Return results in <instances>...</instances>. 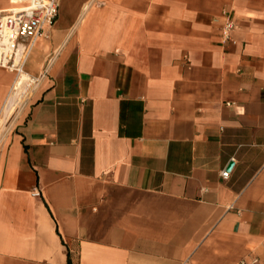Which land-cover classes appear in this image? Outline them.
<instances>
[{
	"label": "crops",
	"instance_id": "obj_1",
	"mask_svg": "<svg viewBox=\"0 0 264 264\" xmlns=\"http://www.w3.org/2000/svg\"><path fill=\"white\" fill-rule=\"evenodd\" d=\"M23 71L0 264L264 260V0H60Z\"/></svg>",
	"mask_w": 264,
	"mask_h": 264
},
{
	"label": "built area",
	"instance_id": "obj_2",
	"mask_svg": "<svg viewBox=\"0 0 264 264\" xmlns=\"http://www.w3.org/2000/svg\"><path fill=\"white\" fill-rule=\"evenodd\" d=\"M9 7L0 10V68L18 75L23 71L33 44L46 38L58 17L60 0H8ZM231 20L221 28L224 39L235 29ZM229 173H221L223 179ZM37 195V192L34 193ZM240 264H264V260Z\"/></svg>",
	"mask_w": 264,
	"mask_h": 264
},
{
	"label": "bare ground",
	"instance_id": "obj_3",
	"mask_svg": "<svg viewBox=\"0 0 264 264\" xmlns=\"http://www.w3.org/2000/svg\"><path fill=\"white\" fill-rule=\"evenodd\" d=\"M34 86L35 79L25 71H22L17 75L12 90L0 114V132L5 128L16 108L25 100L26 96Z\"/></svg>",
	"mask_w": 264,
	"mask_h": 264
},
{
	"label": "rangeland",
	"instance_id": "obj_4",
	"mask_svg": "<svg viewBox=\"0 0 264 264\" xmlns=\"http://www.w3.org/2000/svg\"><path fill=\"white\" fill-rule=\"evenodd\" d=\"M11 73L14 75V81H15L17 75L14 72ZM31 95H32V90L26 96L25 100L16 108L14 114L8 120V123L6 124L5 128L0 132V140L2 139L5 133H8L12 128H14L17 122L20 121V117L22 116L26 103L28 99H30Z\"/></svg>",
	"mask_w": 264,
	"mask_h": 264
},
{
	"label": "water",
	"instance_id": "obj_5",
	"mask_svg": "<svg viewBox=\"0 0 264 264\" xmlns=\"http://www.w3.org/2000/svg\"><path fill=\"white\" fill-rule=\"evenodd\" d=\"M231 165H232L231 163L228 165V169H230Z\"/></svg>",
	"mask_w": 264,
	"mask_h": 264
}]
</instances>
